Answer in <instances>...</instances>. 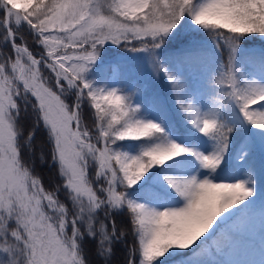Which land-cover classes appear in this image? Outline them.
<instances>
[{
    "label": "snow or ice",
    "instance_id": "6c2138e0",
    "mask_svg": "<svg viewBox=\"0 0 264 264\" xmlns=\"http://www.w3.org/2000/svg\"><path fill=\"white\" fill-rule=\"evenodd\" d=\"M256 39L264 0H0V264H264Z\"/></svg>",
    "mask_w": 264,
    "mask_h": 264
},
{
    "label": "trees",
    "instance_id": "16d2710c",
    "mask_svg": "<svg viewBox=\"0 0 264 264\" xmlns=\"http://www.w3.org/2000/svg\"><path fill=\"white\" fill-rule=\"evenodd\" d=\"M248 44H256L264 46V40H250ZM25 115V119L21 121L22 128L27 131L30 130L33 122L35 120L34 115L31 114V109H28V113ZM43 150V151H42ZM33 151L35 155H33ZM49 146H48V136L47 131L40 126L35 132V137L33 140L32 150L28 152V158L35 162V168L37 174L42 178L46 187L55 186L57 183V169L53 167L52 161L48 158ZM43 155L44 159L40 157ZM91 248V245H87ZM127 255L126 247L121 243L113 257V264H122L124 257Z\"/></svg>",
    "mask_w": 264,
    "mask_h": 264
},
{
    "label": "rangeland",
    "instance_id": "374dc122",
    "mask_svg": "<svg viewBox=\"0 0 264 264\" xmlns=\"http://www.w3.org/2000/svg\"><path fill=\"white\" fill-rule=\"evenodd\" d=\"M108 47L114 48L115 46H108ZM246 47L251 48V49H255V50H259L262 47V45L248 44ZM116 51H119V50H116ZM192 83H193V87H199L200 86L196 77H193ZM156 88H157V90H160V91L164 90L162 83L159 85H156Z\"/></svg>",
    "mask_w": 264,
    "mask_h": 264
}]
</instances>
